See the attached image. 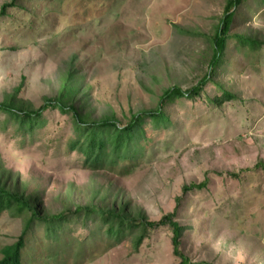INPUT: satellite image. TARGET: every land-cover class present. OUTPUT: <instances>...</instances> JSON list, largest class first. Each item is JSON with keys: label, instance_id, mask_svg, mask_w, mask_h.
I'll return each mask as SVG.
<instances>
[{"label": "rangeland", "instance_id": "rangeland-1", "mask_svg": "<svg viewBox=\"0 0 264 264\" xmlns=\"http://www.w3.org/2000/svg\"><path fill=\"white\" fill-rule=\"evenodd\" d=\"M11 1L0 0V11ZM225 4L17 0L0 16V101L15 94L40 108L74 70L83 87L78 104L125 124L155 109L165 89H190L209 72L210 37ZM244 34L258 41L255 48L239 43ZM230 35L214 84L194 99L167 103L168 122L145 119L131 143L138 146L131 173H123L128 161L86 168L82 153L70 149L77 135L71 116L57 108L44 110L30 130L0 111V165L37 198L40 213L120 203L148 220L176 212L180 249L193 262L264 264V2L238 7ZM222 89L234 100L212 101ZM65 217L47 222L31 211H3L0 259L25 232L24 264H179L167 225L137 245L141 232L117 242L98 214Z\"/></svg>", "mask_w": 264, "mask_h": 264}, {"label": "trees", "instance_id": "trees-1", "mask_svg": "<svg viewBox=\"0 0 264 264\" xmlns=\"http://www.w3.org/2000/svg\"><path fill=\"white\" fill-rule=\"evenodd\" d=\"M17 0H12L5 4L0 16L6 12L7 7L16 5ZM247 0H226L223 15L213 35L210 37L211 55L209 59V72L193 87L182 90L179 86H173L163 91L160 102L155 109L142 110L136 112L123 124L115 115L95 118L89 111L84 110L78 103L77 98L83 93V87L77 80L75 71L66 74V78L60 86V90L55 97H46L44 104L35 109L31 105L18 100L15 94L7 95L0 101V111L9 114L13 119L23 125L26 130L32 129L37 123L41 122V114L49 108H57L62 113L70 114L76 138L70 142V149L78 150L82 153L86 168L92 170L105 169L107 167H116L120 161H128L124 166L123 173L129 174L135 169L133 159L138 156V146L131 144L134 140H139L143 135L142 124L148 118L156 123H165L169 121L164 110L167 103H171L177 98L187 97L194 99L199 96L208 83L214 84V75L217 67L222 65L224 51L231 37L230 30L233 24L237 8ZM264 2V0H261ZM239 43L243 46L255 48L258 41L250 36L237 35ZM221 85V84H220ZM18 91V89H16ZM234 94L222 89V95L212 99L218 104L233 101ZM130 161V162H129ZM0 165V213L6 210L15 209L19 213L25 211L32 212V219L44 220L47 222H59L64 220L65 214L84 211L85 214L95 213L101 218L103 224L107 225L105 233L111 239L117 242L121 241L127 232H141L135 236L136 244L139 245L144 235L149 234L151 230L159 229L163 226H169L172 230L173 253L179 259V264H211L209 262H193L181 249V234L183 226L175 220L176 212L166 214L159 220H148L142 211L137 210L134 213L123 204L116 207L101 206H79L75 211L65 210L58 214L49 216L47 213H40L37 207V198L26 194L24 184L18 180H13L11 172H7ZM236 176V175H235ZM206 182L201 184L184 185L183 191H190L194 188L203 187ZM25 234V232H24ZM24 234L16 243L2 248V258L0 264H24L22 262V249L25 246Z\"/></svg>", "mask_w": 264, "mask_h": 264}]
</instances>
